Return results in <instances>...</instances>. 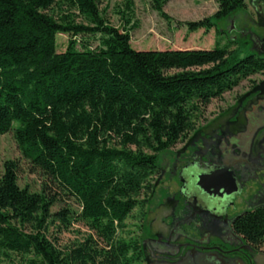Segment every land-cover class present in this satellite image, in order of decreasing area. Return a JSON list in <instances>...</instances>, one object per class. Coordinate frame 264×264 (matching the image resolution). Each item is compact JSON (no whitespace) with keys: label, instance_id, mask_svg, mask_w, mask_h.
Masks as SVG:
<instances>
[{"label":"trees","instance_id":"obj_1","mask_svg":"<svg viewBox=\"0 0 264 264\" xmlns=\"http://www.w3.org/2000/svg\"><path fill=\"white\" fill-rule=\"evenodd\" d=\"M169 1L150 0L167 21ZM216 1L217 14L186 23L189 33L209 31L248 5ZM101 4L0 0V135L13 133L32 172L45 179L33 192L20 187L16 161L0 164V264L13 257L19 264H146L144 219L159 155L187 140L213 100L264 74V56L245 43L135 50L133 0L116 7L120 28ZM58 35L70 36L62 53ZM67 201L79 211H53ZM136 209L142 235L130 236L126 221ZM75 224L90 234L61 246L56 235ZM233 229L263 247L264 206L238 217Z\"/></svg>","mask_w":264,"mask_h":264},{"label":"rangeland","instance_id":"obj_2","mask_svg":"<svg viewBox=\"0 0 264 264\" xmlns=\"http://www.w3.org/2000/svg\"><path fill=\"white\" fill-rule=\"evenodd\" d=\"M124 2L125 0H102L100 7L101 10H107L106 15L109 22L118 28L121 27L122 21L115 10ZM133 2L134 22L137 27L131 32V46L135 50H212L219 44L225 46L230 42H238L247 44L251 51L264 56V0H248L246 9L217 21L216 26L209 31L201 29L194 33H189L185 24L200 22L216 15L219 11L216 0H170L164 9L170 21L163 19L153 9L150 0H133ZM69 40L68 35L57 36L59 53L66 51ZM92 44L96 47L95 42ZM259 93L261 94L258 96ZM258 99H264V74H258L240 82L237 87L226 92L220 99L213 100L204 113L198 117L196 130L189 135L187 140L159 155L160 173L153 179L155 188L152 195H149L150 203L146 208L144 219L145 238L156 233H164L168 227L165 219L168 218L173 204L167 199V188L170 186L172 193L176 190L175 168H180L190 158L205 153L208 148L214 146L217 148L223 139L232 137L241 131L248 121L245 117L246 110ZM259 119L256 115L249 116L250 121ZM7 161H16L19 164L21 188H28L33 192L42 191L45 179L32 172L13 133L0 135V164L3 166ZM143 198L144 196L140 199ZM64 207L79 211L78 205L72 201L60 202L53 211L57 212ZM235 207L234 213L244 212L251 208L247 203ZM140 212L136 209L126 221V232L130 236L141 234ZM89 234L85 226L75 224L68 231H63L56 236L59 238V244L65 246L82 240ZM2 264H19V260L13 257V261H6Z\"/></svg>","mask_w":264,"mask_h":264},{"label":"flooded vegetation","instance_id":"obj_3","mask_svg":"<svg viewBox=\"0 0 264 264\" xmlns=\"http://www.w3.org/2000/svg\"><path fill=\"white\" fill-rule=\"evenodd\" d=\"M250 115L260 119L250 121ZM245 117L236 135L175 168L176 190L167 188L173 204L168 227L142 241L146 264H264V246L253 247L233 229L238 217L264 206V99L251 103ZM225 168L233 173L236 193L213 187L211 195L197 185L200 175ZM245 203L249 210L234 213Z\"/></svg>","mask_w":264,"mask_h":264},{"label":"water","instance_id":"obj_4","mask_svg":"<svg viewBox=\"0 0 264 264\" xmlns=\"http://www.w3.org/2000/svg\"><path fill=\"white\" fill-rule=\"evenodd\" d=\"M201 189L205 190L208 194H215V191L224 190L227 195H232L238 191V186L233 173L225 168L210 174H202L198 177V184ZM216 187L214 192L212 188Z\"/></svg>","mask_w":264,"mask_h":264}]
</instances>
